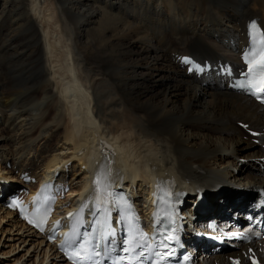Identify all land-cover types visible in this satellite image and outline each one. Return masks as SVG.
Returning <instances> with one entry per match:
<instances>
[{
	"label": "bare ground",
	"instance_id": "1",
	"mask_svg": "<svg viewBox=\"0 0 264 264\" xmlns=\"http://www.w3.org/2000/svg\"><path fill=\"white\" fill-rule=\"evenodd\" d=\"M251 20L264 34V0H0V155L13 159L9 172L21 183L37 178L23 185L30 192L40 175L62 168L57 181L64 191L49 224L66 219L92 188L123 170L126 185L145 200L139 207L146 216L156 184L177 195L185 251L199 257L213 251L211 264H250L247 255L264 264V198L234 194L233 201L217 190L191 189L232 177L241 159H251L259 168L247 171L243 183L264 193V149L251 142L255 132L264 146V107L232 84L244 70ZM185 55L214 69L188 75L177 61ZM220 66L234 75H223ZM60 131L56 148L52 139ZM72 162L78 171L71 185ZM17 189L0 184L5 208L4 196ZM66 190L75 197L64 199ZM4 211L0 220L6 212L15 232L3 247L17 242L0 257L22 248L13 264H69L58 240L49 243ZM210 221L218 223L217 234L239 232L247 240L226 254L225 240L208 226L210 238L196 233ZM208 245L214 247L203 252Z\"/></svg>",
	"mask_w": 264,
	"mask_h": 264
},
{
	"label": "rangeland",
	"instance_id": "2",
	"mask_svg": "<svg viewBox=\"0 0 264 264\" xmlns=\"http://www.w3.org/2000/svg\"><path fill=\"white\" fill-rule=\"evenodd\" d=\"M214 37H215V35H214ZM95 42H97V41H95ZM0 60H2V58H0ZM60 135H61V131L52 139V145L54 144L56 146V148H57V146L61 145L60 142H58V140H59L58 137ZM252 137L253 138H252L251 142L253 144H255L256 147L261 146L264 149V146L261 144V142L259 141L257 136H252ZM37 145L42 146L43 145V141L39 140ZM40 146H39L38 149L41 148ZM48 150L51 151L52 148H48ZM31 157H33L32 154H31L30 158ZM12 160H13L12 158H5V157H2L0 155V184L5 185V186L7 185V187H9V188L19 187V189L16 190V193H21L22 190L27 189L26 187H23L24 184H31V183L34 184L35 181L37 180V178L34 179V180H29L28 179L27 181H25L24 184L21 183L20 182V180H22L21 175L19 176V174L17 172L16 173L9 172V169H11V167H12V162H13ZM37 162L39 163V164L37 163V166L39 167L38 168V175H40L44 171L43 170V162L40 159ZM237 162H239V161H237ZM74 165H75V162L74 163L72 162V164L69 166L70 169H72V170H70V172H68V174L66 175V180L68 181V184H71V185H72L73 182H76V180H74L76 177L74 178V176L72 177V175L76 171H78L77 168L73 170V166ZM239 165H240L239 166V170L237 172L238 174L236 173V175H234L232 177H226V178H223V179H218V180L214 181L211 185H206V184L205 185L204 184L196 185V186H194V188L191 187V189L193 191H199V190L207 191V193L208 192L212 193L213 190H217L216 192L219 193L220 195L221 194H223V195L226 194V195L232 196V200L233 201L235 200L234 198H236L235 196L237 194H240L241 197H243V196L248 195L250 193V194H256L257 195L256 196L257 199L264 198V194H260L261 193L260 192V190H261L260 188H258V187L254 188L253 185H247L248 183H243L244 180H245L244 177H245V174L247 173V171H249V170L253 171V170H256V169L258 170V168H259L258 163L252 161L251 159H241ZM4 169H6V170H4ZM82 176L83 175H79L77 177H79V179H80V177H82ZM234 194H236V195H234ZM73 196H74L73 193H71L70 191L67 193V191H66V195L64 196V199H66L68 197L72 198ZM4 197H7V196L5 195ZM224 197H225V195H224ZM6 199L8 200V198H6ZM3 200H4V198H2V199L0 198V204H1L0 205V209L3 210V211L4 210L5 211H10L7 207L6 208L4 207L5 204L3 205ZM188 204L190 205V203H188ZM219 206L222 207V205H219ZM220 207L218 209H216V210H217L218 213H221L220 215H223L226 210L225 209H221L219 211ZM232 212H233V214H232ZM5 213L1 214L2 215L1 219L2 220H0V252L1 251L9 252V250H11V246L17 242V241L8 242L9 245L3 247V243L5 242V240L8 239L11 235L13 236V234L15 232V229L12 230L13 225H15V221L13 219H11V217L9 215L5 214ZM229 213L234 215L235 217H236V215H238V217L240 216L239 215L240 212L236 211V209L231 210ZM9 219H11V220H9ZM241 219H242V216H241ZM246 223H247V221L243 220L241 222V227L245 226ZM205 225H204V227L198 228L197 229V233L205 234L204 233V229L208 230ZM218 227H219V225H218ZM5 233H7V234H5ZM223 238H224V236L222 237V239ZM237 240L238 239L236 237H234V236L231 239H225L226 245H224V246H226V247L223 250H225L226 254H231L232 252H235V251L239 250L240 246H235ZM206 243H207V241H206ZM213 247L214 246H209L208 245L207 248H203V252L204 251L208 252L209 250H212ZM19 249H20V247H19ZM217 250H219V247L217 248ZM23 253H24V249L21 248L19 251H18V249H17V251H14L13 255L9 254L8 256L6 255L5 257L1 256L0 258H3V260H2L3 262L1 261V264H13L14 260H16L19 257H21ZM212 254H214L213 251H210L207 255L205 254V256H204V254H202L201 257H199L200 255H196L194 257L193 261L196 264H205V263L206 264H211V262L213 260ZM208 255H210V257H208Z\"/></svg>",
	"mask_w": 264,
	"mask_h": 264
},
{
	"label": "snow or ice",
	"instance_id": "3",
	"mask_svg": "<svg viewBox=\"0 0 264 264\" xmlns=\"http://www.w3.org/2000/svg\"><path fill=\"white\" fill-rule=\"evenodd\" d=\"M250 28L252 29H255L256 28V25H255V22H253L251 25H250ZM262 39H264V35H262ZM247 64H248V73L249 74H253L255 72H259V77L257 78L256 76H253L252 79L248 80L247 83L253 87L254 89V94L257 95V99L261 100V102H264V96L260 95L261 93H264V53L261 54L260 56V59L257 61L255 59L253 60H248L246 61ZM245 127H247L245 125ZM253 135H258V133H252ZM17 203L16 200H13L12 204L15 205ZM11 206V205H10ZM50 211L49 209H45L44 210V213L43 214H40L38 216L37 219H30L27 215H23V209H21V212H22V215H23V218L25 220H27V222L29 224H34V226L36 227H40V225L44 222V219H45V216L47 214V212ZM40 213V206L39 204H37V207H36V211L34 213V215H37ZM69 217H71L73 214L72 213H69L68 214ZM73 235H75V227H73ZM87 233H85V237H87ZM106 236H114V230L113 229H109L108 232L105 233ZM143 235V234H141ZM114 242V241H113ZM74 241L72 239V237L70 236H66V242L65 244H62L61 245V248L64 249L65 248V245H67L68 247H72ZM88 243V240L87 239H84L83 241H81L79 243V245L77 246V248H82L85 244ZM124 244L125 245H128L129 244V241L128 240H125L124 241ZM125 252H128L130 249L129 248H124L123 249ZM86 251V249H85ZM249 253L252 252L251 249L248 250ZM75 255L77 257H79L81 255V252L79 250H77L75 252ZM92 255H95V256H99L100 255V252L99 251H94L92 253ZM170 255V254H169ZM249 261H250V264H259V261L258 259L255 257V255H247L246 257ZM119 259H123V257H120ZM118 264V262H117ZM233 264H240V260L239 259H235L233 261Z\"/></svg>",
	"mask_w": 264,
	"mask_h": 264
}]
</instances>
